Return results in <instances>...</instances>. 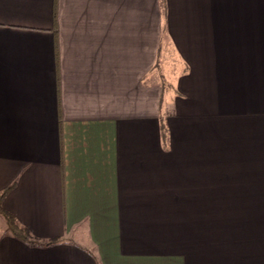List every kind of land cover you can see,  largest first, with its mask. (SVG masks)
<instances>
[{"label": "crops", "instance_id": "obj_1", "mask_svg": "<svg viewBox=\"0 0 264 264\" xmlns=\"http://www.w3.org/2000/svg\"><path fill=\"white\" fill-rule=\"evenodd\" d=\"M0 197V264H264V0H0Z\"/></svg>", "mask_w": 264, "mask_h": 264}, {"label": "trees", "instance_id": "obj_2", "mask_svg": "<svg viewBox=\"0 0 264 264\" xmlns=\"http://www.w3.org/2000/svg\"><path fill=\"white\" fill-rule=\"evenodd\" d=\"M169 41V39H168ZM163 51L162 48L159 50L158 55H157V63L155 64V69L157 70L159 67L161 68H166L167 70L163 71V74L161 75L163 79V87L165 91L170 92L173 90V85L172 81L175 78V75L177 72L180 71L182 68L181 65H183L184 70L186 69V65L182 64V60L180 59L179 62H177V68L174 67L175 62L174 58L171 55H166ZM168 67H172L174 69H170ZM181 67V68H180ZM177 71V72H176ZM1 199V197H0ZM0 215L4 217L5 222L8 225L9 231L17 238L23 239L27 242H31L32 240L30 239V236L28 235L27 231L25 229L20 228L14 221V217L7 213L3 207L1 206V201H0Z\"/></svg>", "mask_w": 264, "mask_h": 264}]
</instances>
